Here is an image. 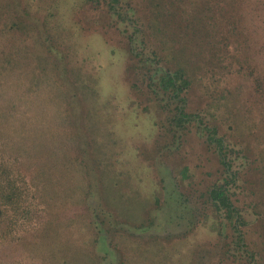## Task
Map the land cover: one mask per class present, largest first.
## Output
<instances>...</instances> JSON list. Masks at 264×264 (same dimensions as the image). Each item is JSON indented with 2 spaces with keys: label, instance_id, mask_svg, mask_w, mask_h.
I'll return each mask as SVG.
<instances>
[{
  "label": "rangeland",
  "instance_id": "rangeland-1",
  "mask_svg": "<svg viewBox=\"0 0 264 264\" xmlns=\"http://www.w3.org/2000/svg\"><path fill=\"white\" fill-rule=\"evenodd\" d=\"M115 8L122 18L91 0H0V102L23 90L21 125L6 127L0 143L36 185L42 217L25 234L36 240V264H100L99 254L114 258L106 264H191L220 243L199 197L221 176L214 149L196 121L168 127L167 99L148 87L151 67L131 48L162 68H175L174 57L187 69V111L245 158L232 200L246 223L243 250L264 264V0H118ZM167 166L200 217L166 238L108 228L114 252L95 251L91 209L147 225ZM21 245L20 264H32Z\"/></svg>",
  "mask_w": 264,
  "mask_h": 264
},
{
  "label": "trees",
  "instance_id": "trees-1",
  "mask_svg": "<svg viewBox=\"0 0 264 264\" xmlns=\"http://www.w3.org/2000/svg\"><path fill=\"white\" fill-rule=\"evenodd\" d=\"M91 1L105 4L113 16L122 18L119 9L115 8L118 0ZM1 32L4 34V30ZM169 33L171 34L169 37H173V32ZM129 38L135 44L136 41L132 37ZM164 44L168 46V49L165 48L166 50L171 48L170 43L166 44L164 42ZM133 52V48L129 49L130 55L139 57L143 68L151 67V70L149 67L147 68L149 73L147 76L148 87L156 96L160 92L167 99L165 108H163L168 111V127L179 132L196 121V129L202 136L203 144L214 149L221 167L220 178L216 182L212 181L205 191L199 194V197L204 198L202 205L211 209V216L214 224L218 227V234L221 236L220 243L217 248L199 249L195 253L191 264H215V262L216 264H256L254 254L243 250V238L239 231L240 227L246 223L240 206L232 200L234 194L231 186H236L237 178H241V170L240 168L236 169V165H238V162L240 164L245 158L241 156L238 150H234L223 136H220L217 128L209 127L201 121L198 115L187 111L186 95L190 88L187 69L181 68L174 57L172 61L176 66L170 69L160 67V62L156 58H142V54L137 53L134 55ZM153 56L155 55L153 54ZM15 94L13 103L6 105L0 102V141L3 139L2 136H5L4 129L6 127L18 128L21 125L18 115L23 112L21 109L23 107L21 105L23 90L15 91ZM258 112H260V117L263 120L264 100ZM23 117L24 113L22 119ZM18 119L20 122H18ZM16 131L17 129H15ZM2 147H4L3 142L0 143V264H20L23 260L24 249H18V247L22 242L27 247L26 251L30 253L29 262L36 264V240L29 239V242L25 241V234L29 230L33 231L42 217V208L37 199L36 185L29 183L26 180V175L22 172V168H25L26 164L24 162L17 165L16 163L15 165L9 164L5 150ZM186 170L188 169L184 168L182 170L184 177H186ZM159 182L162 189V198L156 200L155 207L149 213L153 221L151 219L147 222V225L131 227L127 224L114 222L112 215L98 209V206L91 209L90 223L95 231L93 240L95 251H97V248H107L112 253L113 249L109 244L110 230L108 228L119 229V231L121 229L128 235L142 238L154 235L166 238L180 236L187 232L186 230L191 227L196 219V215L199 216L194 211L195 208L192 201H190L191 199H189V194L180 189V184L169 166L161 173ZM92 197H94V194L90 193L89 198L92 199ZM100 214L103 219L100 218ZM206 218L208 219V217ZM226 229L228 233H226ZM99 256L100 264H106V262L109 263L114 260L112 256L108 260H106V255L99 254Z\"/></svg>",
  "mask_w": 264,
  "mask_h": 264
}]
</instances>
